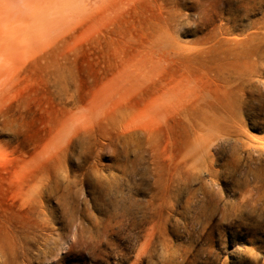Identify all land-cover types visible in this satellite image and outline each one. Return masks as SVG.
Returning a JSON list of instances; mask_svg holds the SVG:
<instances>
[{"label":"rangeland","instance_id":"374dc122","mask_svg":"<svg viewBox=\"0 0 264 264\" xmlns=\"http://www.w3.org/2000/svg\"><path fill=\"white\" fill-rule=\"evenodd\" d=\"M0 264H264V0H0Z\"/></svg>","mask_w":264,"mask_h":264}]
</instances>
